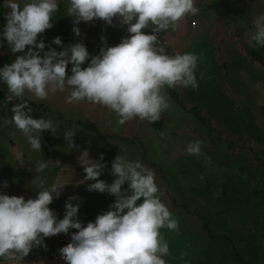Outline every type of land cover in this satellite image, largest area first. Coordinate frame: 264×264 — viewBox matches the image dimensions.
Returning <instances> with one entry per match:
<instances>
[{
  "label": "rangeland",
  "instance_id": "rangeland-1",
  "mask_svg": "<svg viewBox=\"0 0 264 264\" xmlns=\"http://www.w3.org/2000/svg\"><path fill=\"white\" fill-rule=\"evenodd\" d=\"M17 2L23 6L29 0ZM57 2L53 27L37 37V42H44V51L60 52L83 43L91 58L104 46L102 36L108 47H114L129 35L126 26L115 20V26L94 20L75 25L80 31L76 36L72 18L66 15L68 0ZM194 3L199 12L181 20L175 30L160 33L158 39L169 56L194 53L200 57L196 68L199 87L166 88L172 106L159 121L150 124L133 118L119 125L116 114L105 107L66 103L70 89L50 93L45 100L25 92L22 101L32 109V117L51 120L55 128L42 133L38 152L14 124L7 123L20 99L9 102L8 89L5 94L0 92V195L27 201L42 190L41 181L44 188L58 180L70 182L49 208L61 220L65 202L76 197L71 201L79 204L76 219L86 226L109 211L115 197L89 192L88 185L95 181L79 183L85 173L78 158L87 150L90 159L105 165L99 179L111 184L115 179L110 175L111 163L120 155L154 171L159 198L174 209L170 212L179 222V232L160 229L169 245V255L163 257L166 264H264V64L252 56L258 52L264 63V47L255 48L249 42L255 32L254 20L264 14V0ZM8 11L5 0L1 1L0 34ZM152 27L144 29L145 34H152ZM56 37L61 46L52 43ZM26 52L27 46L24 53L13 54L0 35L1 58L14 62ZM71 67L67 66L66 75H71ZM201 73L204 79H200ZM70 129L76 131L73 149L63 137ZM195 141H201L198 156L186 152ZM41 160L52 163L37 173ZM75 232L70 229L68 234L45 238V247L33 248L24 261L41 255L60 256L58 250L71 242Z\"/></svg>",
  "mask_w": 264,
  "mask_h": 264
},
{
  "label": "clouds",
  "instance_id": "clouds-1",
  "mask_svg": "<svg viewBox=\"0 0 264 264\" xmlns=\"http://www.w3.org/2000/svg\"><path fill=\"white\" fill-rule=\"evenodd\" d=\"M5 6L9 11L0 35L13 54L24 53L27 46L26 54L0 69V86L6 84L3 94L8 89L9 102L23 100L25 92L45 100L50 93L70 89L68 104L87 102L105 107L116 114L119 125L133 118L151 124L172 106L166 88L198 90L196 68L200 57L194 53L169 56L159 47L158 39L160 33L175 30L181 20L199 12L194 0H68L66 15L72 18L76 36H80V31L75 25L81 22L100 20L106 26H115V20L126 26V38L108 47L102 36L104 46L91 58L83 43L57 52L51 48L44 51V42H37L38 34L53 27L57 0H29L23 6L17 0H5ZM253 23L255 32L250 46L264 47V14ZM150 24L152 34H145L143 30ZM52 43L61 46L59 37ZM89 60L88 66L82 68ZM69 64L70 76L66 75ZM200 79H204L203 73ZM11 111L13 115L7 123L14 124L31 149L40 152L42 133L54 132L53 122L33 118L26 102L13 105ZM75 132L70 129L63 135L69 149L76 147ZM200 150L201 141H195L186 152L198 156ZM78 159L85 173L79 183L95 181L88 185L89 192L114 196L110 210L97 215L94 223L82 226L76 219L79 204L71 202L77 198L70 197L64 205L63 219L57 220L49 205L70 183L60 180L50 188H44L41 181L42 190L36 192L35 199L25 201L23 197L0 195V264H23L33 248L45 247V238L68 234L70 229L76 230L71 242L58 250L65 264H166L163 257L169 255V245L160 229L176 232L179 222L159 198L154 171L117 155L110 172L115 179L107 184L99 179L105 168L103 163L90 159L87 150ZM51 163L41 160L35 171L41 173ZM126 183L127 189L122 190Z\"/></svg>",
  "mask_w": 264,
  "mask_h": 264
},
{
  "label": "crops",
  "instance_id": "crops-1",
  "mask_svg": "<svg viewBox=\"0 0 264 264\" xmlns=\"http://www.w3.org/2000/svg\"><path fill=\"white\" fill-rule=\"evenodd\" d=\"M23 264H65L60 256L41 255L40 257L29 258Z\"/></svg>",
  "mask_w": 264,
  "mask_h": 264
},
{
  "label": "trees",
  "instance_id": "trees-1",
  "mask_svg": "<svg viewBox=\"0 0 264 264\" xmlns=\"http://www.w3.org/2000/svg\"><path fill=\"white\" fill-rule=\"evenodd\" d=\"M1 1H3V0H0V2ZM96 27H99L100 28V26H101V24H96L95 25ZM252 56H254L258 61H260L262 64H264L263 63V59H262V57L258 54V52H253L252 53ZM12 62L11 61H7V59H5V58H1L0 57V65L2 66V65H4V64H11ZM6 88H7V86H6V84H2L1 86H0V92H2V93H4L5 92V90H6ZM16 101H19V99H16ZM20 102H23L22 100H20ZM35 107V106H34ZM34 107H32V108H34ZM37 115V114H36ZM39 119H42V117L41 118H39ZM49 133H50V131H49ZM170 205H173V204H170ZM174 207H175V205H173ZM168 209H169V211H173L174 209L172 208V210L170 209V207H167ZM177 210H183V209H177ZM177 233L179 232V229L176 231ZM172 235H173V233H172ZM163 236H164V234H163Z\"/></svg>",
  "mask_w": 264,
  "mask_h": 264
}]
</instances>
